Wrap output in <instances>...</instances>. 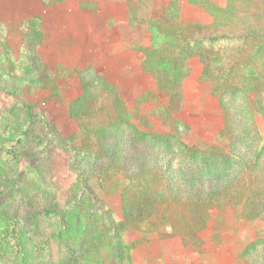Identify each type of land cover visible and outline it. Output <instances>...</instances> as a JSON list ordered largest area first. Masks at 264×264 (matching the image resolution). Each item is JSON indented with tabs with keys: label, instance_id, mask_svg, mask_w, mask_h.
I'll use <instances>...</instances> for the list:
<instances>
[{
	"label": "rangeland",
	"instance_id": "rangeland-1",
	"mask_svg": "<svg viewBox=\"0 0 264 264\" xmlns=\"http://www.w3.org/2000/svg\"><path fill=\"white\" fill-rule=\"evenodd\" d=\"M204 1L226 5V0ZM172 3H176L177 16L171 24L178 33L206 37L250 31L249 19L238 26L216 25L217 18L192 0H0V116L15 103L28 102L45 115L64 144L92 151L81 157L80 167L88 172L93 190L118 222L124 220L125 197L137 192L129 187L130 182L144 171L139 203L144 207L150 201L156 210L142 211L145 216L139 230L129 227L122 232L128 243L136 244L133 264H255L254 253L240 254L264 235V156L256 165V140L235 148L221 136L227 125L225 111L232 110L225 109L202 81L204 65L223 54L224 47L215 46L203 57L189 60L191 72L182 86V104L178 107L176 100L169 113L165 110L169 98L157 90L154 78L144 69V48L152 40L149 22L163 15ZM57 5L66 8L53 12ZM59 19L63 23L60 29ZM87 23H98L97 34ZM58 37L62 40H56ZM50 48H58L57 53ZM119 110H127L126 115L132 116L137 126L153 134L168 133L171 123L179 120L173 128L187 145L230 149L240 159V166L226 174L199 172L198 166L181 162L183 153H175V148L166 150L132 135L118 139L100 131ZM46 134L45 127L36 126L30 138ZM24 150L27 153L17 169L33 174L34 167H39L40 180L53 190V202L65 205L77 178L70 168V152L51 140L45 150L47 159L35 151L32 142L26 143ZM226 190L224 202L217 204L208 198L206 201L212 202L207 206L195 205L197 199L211 196L213 191ZM27 193L30 196L17 199L3 212L22 217L47 206L31 188ZM152 210L153 215L147 216ZM171 211L181 216L171 215L175 213ZM199 215L206 217L200 219L205 226L195 230L190 223L197 224ZM48 224L43 221L38 231L29 230L38 245L49 232ZM163 226H168V232H162ZM149 233L174 239L171 244L176 250H160L159 245L158 251L168 257L156 252L154 259L149 250H138ZM59 253L54 250L35 264H56L62 257ZM178 254L189 256L172 260L171 256Z\"/></svg>",
	"mask_w": 264,
	"mask_h": 264
},
{
	"label": "trees",
	"instance_id": "trees-1",
	"mask_svg": "<svg viewBox=\"0 0 264 264\" xmlns=\"http://www.w3.org/2000/svg\"><path fill=\"white\" fill-rule=\"evenodd\" d=\"M192 1L205 6L217 18L216 25L238 26L249 19L250 31L238 36L222 34L206 37L178 33L171 24L177 16L176 3H172L163 15L149 22L152 40L150 46L144 48V69L154 78L157 90L169 98V107L165 109L169 113L176 100L178 107L182 104V86L191 72L189 60L203 57L215 46L224 47L223 54H217L204 65L202 81L208 84L210 93L219 98L225 109L232 110V113L225 111L227 125L221 136L226 137L235 148L251 139L256 140L254 163L258 165L264 156V0H226L225 7L204 0ZM36 110L33 104L17 102L0 116V264H35L53 255L54 250L62 255L56 264H133L132 250L136 244L128 243L122 232L129 227L139 230L141 219L145 216L142 211L155 209L150 201L144 207L139 203L144 187L140 180L146 174L142 171L130 182L129 187L137 191L134 192L136 195L129 196V199L125 197L124 220L116 221L112 210L105 207L103 199L93 190L88 172L80 167L81 157L90 156L92 151L68 142L64 144L55 127L49 124L42 112ZM126 112L117 111L115 118L100 126V131L118 139L132 135L166 150L175 148V153H183L181 162L198 166L201 169L199 172L226 174L240 166V159L230 153V149L187 145L175 126L173 128L180 123L179 120L171 123L172 129L168 133L153 134L137 126ZM74 115L76 113L73 112ZM36 126L45 127L47 137L33 135L30 138ZM50 140L58 148L70 152V168L77 175L72 193L63 206L53 202L56 199L53 190L40 180L39 167H34L33 174L17 169L20 158L27 153L24 150L26 143L32 142L35 151L44 153L47 159L49 154L45 150ZM28 188L47 206L32 209L22 217L3 212L17 199L28 196ZM204 192L203 189L201 194ZM228 193L229 190L213 191L211 196L197 199L195 205L205 207L207 202H212L211 199L219 204L226 200ZM208 198H211L210 201H206ZM153 200L158 202L155 196ZM155 210L149 211L147 216L153 215ZM171 212H175L171 215L181 216L176 211ZM203 218L206 217L199 215L195 221L197 224L190 223L191 228L201 230L205 226V223L201 224L200 219ZM43 221L49 222V232L43 234V242L38 245L29 230L38 231ZM251 253L257 259L260 253L264 254L263 234L240 256ZM257 259L255 264H264V255L262 259Z\"/></svg>",
	"mask_w": 264,
	"mask_h": 264
},
{
	"label": "crops",
	"instance_id": "crops-1",
	"mask_svg": "<svg viewBox=\"0 0 264 264\" xmlns=\"http://www.w3.org/2000/svg\"><path fill=\"white\" fill-rule=\"evenodd\" d=\"M64 8H66V7H63V8H61L60 9V7L57 5V6H54L53 7V9H52V11L53 12H58V11H64ZM72 8V7H71ZM69 9V10H68ZM67 10L69 11V12H71V10L72 9H70V8H68ZM58 14V13H57ZM61 16V15H60ZM61 20L62 19H59L58 20V22H57V25H58V27H59V29L60 28H63V23H61ZM97 22V21H96ZM87 26H89L90 27V30H91V32H94L95 33V31L97 30V26H98V23H93V24H91V23H87L86 24ZM63 33V32H62ZM95 34H97V33H95ZM97 37L96 36H94V39H96ZM56 40H62L61 38H59L58 37V39L56 38ZM55 39H52V41L54 42V41H56ZM85 40V39H84ZM87 42V41H86ZM58 48H54V49H52V48H50V52H56V50H57ZM83 49H86V48H84L83 47ZM82 49V55H84V50ZM90 50H92V49H90ZM95 51H97V49H95ZM57 53V52H56ZM167 227L168 226H163L162 227V232L164 233H166V232H168L166 229H167ZM152 236V237H151ZM136 238V237H135ZM177 241L176 242H179L178 241V239H176ZM174 241V239H162V238H160V236H159V234H154V233H149V238H147V241H145L143 244H141L140 246H139V249L138 250H140V249H147V250H149L150 251V253H149V256L150 257H152L153 259L154 258H157L158 257V252L159 253H161L160 251H158V248H159V245H161V247L159 248L160 250H162V249H164V248H166V249H168V250H170V251H175L176 250V246L175 245H173V244H171V243H174L173 242ZM157 252V253H156ZM141 252L139 251V253L138 254H140ZM171 253H174V252H171ZM161 255L164 257V256H166L165 254H162L161 253ZM140 256H141V254H140ZM184 259L186 258H188V256H187V254H186V256H185V254H182L181 255ZM179 254L177 255V257L176 256H171L173 259L172 260H178L180 257H181ZM139 257V256H138ZM163 257H161V258H163ZM166 257H168V256H166ZM165 257V258H166ZM189 260V259H188Z\"/></svg>",
	"mask_w": 264,
	"mask_h": 264
}]
</instances>
